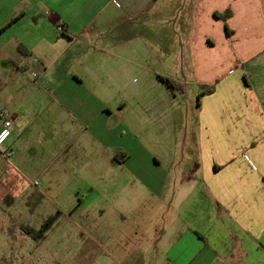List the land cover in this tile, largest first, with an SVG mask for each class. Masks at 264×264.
I'll return each mask as SVG.
<instances>
[{"label": "crops", "instance_id": "0c3cea01", "mask_svg": "<svg viewBox=\"0 0 264 264\" xmlns=\"http://www.w3.org/2000/svg\"><path fill=\"white\" fill-rule=\"evenodd\" d=\"M263 7L29 0L34 70L0 77V264H264Z\"/></svg>", "mask_w": 264, "mask_h": 264}, {"label": "rangeland", "instance_id": "374dc122", "mask_svg": "<svg viewBox=\"0 0 264 264\" xmlns=\"http://www.w3.org/2000/svg\"><path fill=\"white\" fill-rule=\"evenodd\" d=\"M264 3V0H261ZM28 9L29 8V0H0V77L1 73H6L10 75L12 73H16L17 71L20 72V69H15V66H18L20 61L27 60L28 61V68L26 70V74H30L31 71L34 69V65L36 64L31 56L29 55V51L27 49L22 48L19 45V41L16 40L17 34V25L19 26H29L34 24L35 22H40L42 19L38 16H33L31 13L26 12L23 14L20 9ZM264 8V7H263ZM23 14V15H22ZM5 30L3 33L2 31ZM160 35L162 30H155V34ZM33 61V62H31ZM26 80L25 75L23 76ZM1 82V80H0ZM182 104V118L185 117L192 119L193 114L192 112L196 109V97L192 99V102L186 103L184 107V99L182 96H179V100H176ZM179 102V103H180ZM186 119V118H185ZM104 256V254L102 253ZM78 256V254H77ZM99 252L98 250L94 249L91 253V259H89L88 264H94L93 258L99 259ZM80 257V255L78 256ZM78 257L76 259H78ZM101 262L103 263L102 259ZM83 260H79V262L75 264H82Z\"/></svg>", "mask_w": 264, "mask_h": 264}, {"label": "built area", "instance_id": "2783aa9c", "mask_svg": "<svg viewBox=\"0 0 264 264\" xmlns=\"http://www.w3.org/2000/svg\"><path fill=\"white\" fill-rule=\"evenodd\" d=\"M57 34H61L64 32L62 26L58 25L55 29ZM0 147L6 142V140L10 137L12 129H13V120L9 116V112L2 108L0 109ZM36 185V183H35Z\"/></svg>", "mask_w": 264, "mask_h": 264}, {"label": "trees", "instance_id": "16d2710c", "mask_svg": "<svg viewBox=\"0 0 264 264\" xmlns=\"http://www.w3.org/2000/svg\"><path fill=\"white\" fill-rule=\"evenodd\" d=\"M226 14H229V11H227ZM161 80L169 89H171V91L179 90V87L174 82L168 79H164V78H161ZM212 91H213V87H202L201 91L198 93L197 99L199 100V98L203 95L211 94ZM49 226L50 225H45V227H43L38 232L39 237L37 238V240H40L42 238L43 233L47 230V228H49ZM27 232L29 233L30 231H27Z\"/></svg>", "mask_w": 264, "mask_h": 264}]
</instances>
